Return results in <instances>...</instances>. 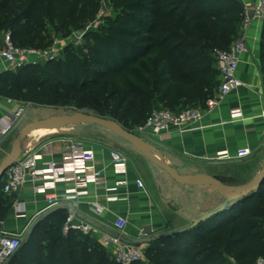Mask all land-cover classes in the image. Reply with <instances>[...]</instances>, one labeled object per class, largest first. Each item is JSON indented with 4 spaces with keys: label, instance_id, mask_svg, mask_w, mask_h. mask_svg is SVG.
<instances>
[{
    "label": "trees",
    "instance_id": "trees-1",
    "mask_svg": "<svg viewBox=\"0 0 264 264\" xmlns=\"http://www.w3.org/2000/svg\"><path fill=\"white\" fill-rule=\"evenodd\" d=\"M104 1L116 11L98 31H84L80 46H69L41 72L37 64L1 74L0 96L37 104L52 89L85 93L84 104L102 102L100 116L133 133L155 108L180 113L214 97L220 86L215 53L228 50L242 28L236 0H0V31L20 48L47 49L50 27L68 37L83 31ZM261 38L264 79V26ZM113 79H123V87L109 91ZM0 186L1 237L13 198L3 181ZM66 218L57 211L42 219L6 264H114L91 236L65 235ZM146 256V264H255L264 258V181L258 192L238 196L192 229L150 242Z\"/></svg>",
    "mask_w": 264,
    "mask_h": 264
},
{
    "label": "crops",
    "instance_id": "crops-1",
    "mask_svg": "<svg viewBox=\"0 0 264 264\" xmlns=\"http://www.w3.org/2000/svg\"><path fill=\"white\" fill-rule=\"evenodd\" d=\"M261 36L262 29L256 23L253 24L247 34V50L237 73L243 87L229 94L218 109L205 114L201 123L187 133L171 130L158 138L143 140L182 176L193 180L210 176L229 186L248 185L259 176L264 166ZM5 72V63L0 60V75ZM0 106L3 110L10 109L15 107V101L0 96ZM236 113L242 116L234 119ZM3 115L4 111L0 110V116ZM72 127L67 135L59 138L43 139L36 143L35 140L27 139L24 147L40 155L38 169L46 171L49 164L62 166L69 163L71 160L66 159V155L72 151L71 146H79L95 155L93 162L85 163L87 173L101 172V179L105 183L89 184L83 189L86 195L77 200H68L70 191L75 189L70 182H58L55 189L47 188L43 193L37 191L38 187L43 186V181L29 182L20 192L10 195L13 206L2 223L4 231L19 234L24 239L35 220L50 210L61 208L58 210L61 215L68 216L76 211L79 218L105 232L113 231V225L119 217L127 218V231L132 238L141 230L146 233V228H149L151 234L146 233L143 240L149 245L161 236L191 227L207 213L221 208L226 197L213 186H187L171 180L176 183L172 185H178L177 192L169 188L162 190L160 186H156L155 190L147 173L128 158L127 174L117 173L111 153L118 152L113 145L121 144L122 138L96 125ZM49 129L40 131L43 132L42 137L60 133L55 127ZM99 135L103 138H98ZM14 142L9 146V152ZM246 148L252 150V156L237 161V153ZM142 163L163 181L168 176L146 158ZM138 180L143 181L146 192L138 188ZM52 196L58 201L49 205L47 199ZM97 208L101 209L100 214L94 211ZM91 237L100 245L96 235Z\"/></svg>",
    "mask_w": 264,
    "mask_h": 264
},
{
    "label": "built area",
    "instance_id": "built-area-1",
    "mask_svg": "<svg viewBox=\"0 0 264 264\" xmlns=\"http://www.w3.org/2000/svg\"><path fill=\"white\" fill-rule=\"evenodd\" d=\"M244 11L242 28L237 40L228 50L217 51L215 53L216 65L219 72L220 86L214 97L210 98L205 106L189 108L180 113H175L166 108H155L149 115L144 125L135 130V133L142 139L158 138L164 133L176 130L179 133H187L201 123L205 114H209L220 106L223 100L232 92L237 91L244 84L237 77V73L242 58L247 50V34L253 24H257L261 29L264 26V0H236ZM253 12L250 18L249 13ZM60 49L36 50L23 49L16 46L11 38L10 32L0 31V60L5 63L7 72H17L27 65H37L43 61H53L60 55ZM4 115L0 116V146L8 139L26 118L29 108L17 106L3 110ZM241 113L234 114V119L240 118ZM264 120V115H263ZM72 151L66 155V159L71 160L67 164L57 166L49 164L48 170H39L38 161L40 155L31 152L29 148H24L20 158L9 168L3 178V192L12 195L29 182H40L44 184L37 188L39 193H43L47 188L55 189L58 182H70L75 189L70 191L68 200H77L86 195L85 189L89 184L105 183L101 172L88 174L85 163L93 162L95 155L86 152L83 148L72 145ZM252 156V150L242 149L237 153L236 160L243 161ZM112 163L117 173L127 174L128 159L119 152L111 153ZM140 190L146 192L142 180L137 181ZM57 198L52 196L47 199L49 205L57 202ZM100 214L101 209L94 210ZM129 222L127 218L119 217L113 225L112 232H105L94 228L89 222L79 218L76 211L70 213L63 228L64 234L70 231L78 232L85 236L96 235L100 245L107 250L110 259L114 264H146L148 259L146 250L148 245L143 242L146 233L141 230L135 238L128 234ZM23 242L22 236L1 230L0 237V264H6L18 251ZM233 264H237L233 262ZM255 264H264V258H259Z\"/></svg>",
    "mask_w": 264,
    "mask_h": 264
},
{
    "label": "rangeland",
    "instance_id": "rangeland-1",
    "mask_svg": "<svg viewBox=\"0 0 264 264\" xmlns=\"http://www.w3.org/2000/svg\"><path fill=\"white\" fill-rule=\"evenodd\" d=\"M115 7L108 1H104L102 4V10L99 14V16L89 23H87L81 30L83 31H98L101 26H103L104 21L109 16L115 15ZM49 35L51 36L52 45L47 48L43 49L45 50H51V49H60V55L56 57L55 60L60 59L64 56L66 49L69 46L72 47H78L80 46L83 41L82 39H79L75 36V34L71 36H67V33L63 30H58L56 28L50 27L49 29ZM237 39L233 40V43ZM232 43V44H233ZM48 61H43L39 63L40 65V71H43L46 69V63ZM129 79V77H126V80ZM124 82L123 79H113L109 91H116L118 89H121L123 87L122 83ZM104 88V86L102 87ZM85 96V93L80 92H73L70 94H66L65 92L55 93L54 89L51 91V95L43 100L40 101L37 104L28 103L27 101H18L15 102V105L17 106H24L29 108V112L26 115V118L23 120V122L18 126L17 130L8 138L6 139L2 145L0 146V164L5 159L7 155H9L11 152H9V146L15 141L18 134L27 126L34 124L36 122L47 120L51 117H61V116H72L75 114H90L94 116H99L104 114V110L102 107V102H96L93 105L90 104H84V101H82V98ZM119 97V96H118ZM79 104H84V107H79ZM148 115V114H147ZM145 116V118L147 117ZM55 128L60 130L59 134L56 135H48L46 137H42L43 132H34L30 134L27 139L35 140L34 143L41 141L43 139H55L62 137L64 135L68 134V130L72 129V126H54ZM50 129H47L45 131H48ZM42 133V134H41ZM98 138H103V136L99 135ZM121 144H114L115 150H117L120 154L125 156L128 159H131L133 163L139 168L140 170H143L145 173H147L149 177V181L151 185L157 189L156 186H160L162 190L165 188H169L171 190H174V192H177L178 185H172L176 183H172V179H169V177H165L166 179L163 181L156 172L150 171L143 165L144 157L143 155L137 151L130 143H128L126 140L121 139ZM28 141V140H27ZM26 141V143H27ZM123 145L126 147H123ZM128 146V147H127ZM7 154H6V153ZM1 186H0V194L1 192ZM208 194V193H206ZM216 196L217 193H215ZM25 238V237H24Z\"/></svg>",
    "mask_w": 264,
    "mask_h": 264
},
{
    "label": "water",
    "instance_id": "water-1",
    "mask_svg": "<svg viewBox=\"0 0 264 264\" xmlns=\"http://www.w3.org/2000/svg\"><path fill=\"white\" fill-rule=\"evenodd\" d=\"M252 16H253V12H250L249 17L251 18ZM83 35H84V31H79L75 34V36L79 39H81ZM78 125H96L118 134L122 139L126 140L137 151H139L144 158L149 160L153 165L161 168L172 180L182 185H187V186L210 185L220 190L229 191L231 193H237V196L235 197L237 198L238 196H245L250 193L258 192L264 181V166L257 179L254 182L244 186L225 185L219 182L216 178L210 176L195 180L186 178L181 174H179L172 166H170L167 162H165L160 156H158L157 153L153 152L149 148V146L137 134L128 131L117 121L108 118H102L99 116L90 115V114H75L72 116L51 117L47 120L36 122L24 128L16 137L14 142V147L11 153L7 155L0 164V183L3 180L5 173L20 158L22 151L25 148L24 147L25 141L27 140V137L30 134L46 127L78 126ZM235 198L226 197V201L222 204L220 209L214 212L207 213L194 226L184 229L181 232H186L192 229L193 227H195L196 225L200 224L204 220L223 212L226 209L228 203ZM59 209L61 208L50 210L48 213L44 214L42 218L35 220L31 225V227L29 228L27 232V236H30L33 233V230L37 225H39L42 219L50 216L52 213L58 211ZM145 231H147L146 232L147 235L151 234L149 228H146Z\"/></svg>",
    "mask_w": 264,
    "mask_h": 264
},
{
    "label": "bare ground",
    "instance_id": "bare-ground-1",
    "mask_svg": "<svg viewBox=\"0 0 264 264\" xmlns=\"http://www.w3.org/2000/svg\"><path fill=\"white\" fill-rule=\"evenodd\" d=\"M54 127V126H53ZM49 128H52V127H46V128H43V129H40V130H37L35 132H39V131H45ZM218 189V188H216ZM225 197H229V198H235L237 196V193H231L229 191H224V190H220L218 189Z\"/></svg>",
    "mask_w": 264,
    "mask_h": 264
}]
</instances>
